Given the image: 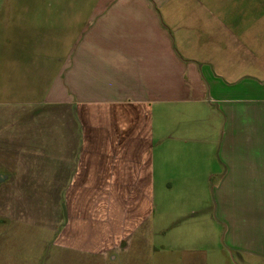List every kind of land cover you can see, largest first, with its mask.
<instances>
[{"label": "crops", "instance_id": "crops-1", "mask_svg": "<svg viewBox=\"0 0 264 264\" xmlns=\"http://www.w3.org/2000/svg\"><path fill=\"white\" fill-rule=\"evenodd\" d=\"M93 2L0 4V264H264V0Z\"/></svg>", "mask_w": 264, "mask_h": 264}, {"label": "rangeland", "instance_id": "rangeland-1", "mask_svg": "<svg viewBox=\"0 0 264 264\" xmlns=\"http://www.w3.org/2000/svg\"><path fill=\"white\" fill-rule=\"evenodd\" d=\"M8 3L7 7L9 8H15V9H26L25 7H29L31 10L35 11H42L45 13V11H50L52 14L59 13V10L67 8H76V9H89L93 7L94 2L93 0H0L1 3ZM68 4V6H66ZM6 7V6H5ZM1 8V7H0ZM39 18H45L43 16ZM54 18V16L51 17ZM56 18V17H55ZM174 158H178L177 155H173ZM197 168L205 169L207 167L204 160L196 161ZM214 208L212 209V217L215 219V214L213 213ZM214 223V229H213V239L216 242V244L223 246L222 241V234L224 233V227L221 225H217ZM216 239V240H215ZM214 242V243H215ZM36 247V246H35ZM170 260L167 264H176L173 263L175 261V256L170 255ZM218 264H235L236 256L230 252L225 250L224 254L218 255ZM173 260V262H172Z\"/></svg>", "mask_w": 264, "mask_h": 264}]
</instances>
